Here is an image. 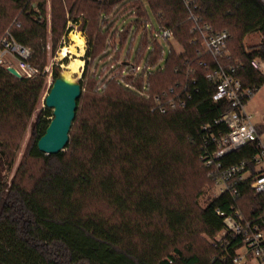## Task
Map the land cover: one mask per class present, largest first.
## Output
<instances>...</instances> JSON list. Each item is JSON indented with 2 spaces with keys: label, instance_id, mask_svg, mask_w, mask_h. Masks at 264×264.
Returning a JSON list of instances; mask_svg holds the SVG:
<instances>
[{
  "label": "trees",
  "instance_id": "16d2710c",
  "mask_svg": "<svg viewBox=\"0 0 264 264\" xmlns=\"http://www.w3.org/2000/svg\"><path fill=\"white\" fill-rule=\"evenodd\" d=\"M9 1L22 9L26 19L13 34L32 48L30 61L40 73L31 79L18 78L0 66V125L24 129L46 89L42 71L46 63V2ZM83 1L81 16L73 15L74 5L68 13L75 24L81 20L82 30L93 38L85 60L87 66L89 59L97 66L93 72L99 83L97 95L85 98L81 93L67 151L55 155L37 147L51 121L48 117H53L52 110L45 107L36 113L25 157L42 159L43 168L30 186L23 176L8 181L7 172L14 162L9 158L12 144L0 133V264H234L231 256L240 245L239 239L227 237L202 252L191 248L189 254L177 241L189 228L192 213L178 191L185 180L183 167L200 159L202 126L213 123L229 107L227 101L212 98L216 85L207 74L216 60L198 52L202 50L199 41L191 43L197 33L184 0ZM193 5L203 21L231 34L230 56L220 63L226 68L236 66L246 86L255 82L263 85L264 75L251 62L264 59V0H193ZM148 6L161 25L173 30L183 48L181 53L170 52L164 69L151 72L149 92L155 94L186 80L191 69L198 91L185 108L152 111V98L106 75L112 65L115 70L124 68L119 64L121 48L109 45L115 36V18H136V34L150 20ZM52 9L58 12L55 5ZM3 11L0 7V20ZM233 32L238 33L237 45L232 43ZM131 33L130 28L120 32L121 45ZM253 33H261L263 41L259 47L247 48L245 38ZM141 45L137 62L150 45L146 64L157 63L162 46L147 35H143ZM93 47H98L95 55ZM202 60L208 67L200 64ZM142 83L141 79L137 82L138 86ZM257 128L264 133V127ZM254 152L249 144L229 154L226 162L247 159ZM204 172L210 180L205 168ZM239 191L237 201L227 192L208 201L198 213L201 232L215 237L223 230L218 209L228 214L238 205L248 218L264 213V194L256 195L250 180L242 183ZM99 205L111 209L112 214L107 215Z\"/></svg>",
  "mask_w": 264,
  "mask_h": 264
},
{
  "label": "built area",
  "instance_id": "2783aa9c",
  "mask_svg": "<svg viewBox=\"0 0 264 264\" xmlns=\"http://www.w3.org/2000/svg\"><path fill=\"white\" fill-rule=\"evenodd\" d=\"M184 5L193 30L197 33V37L191 43L199 41L202 50L198 52L216 60V66L211 67L207 74L208 80L216 85L212 98L214 101L225 100L229 104L219 117L213 119V123L202 126L204 147L200 160L207 170L208 177L217 188V196L227 192L237 201L240 195L239 186L248 180L256 195L264 194V133L258 131L245 110L247 102L260 85L255 82L251 86H246L243 79L237 75L236 66L226 68L220 63V60L230 56L228 47L231 34L227 30H215L211 24L203 21L197 14V6L193 5V0H184ZM22 26V21L15 19L0 38V66L6 69L14 67L22 77L31 79L39 75L40 71L30 61L33 54L32 48L20 43L13 34L15 28ZM144 27V33L148 34L151 42H156L158 38L164 41L171 39L177 41L170 27L160 24L157 30L151 20L144 23ZM121 31L116 27L113 28L115 36H119ZM112 47L117 48L116 45ZM172 50L174 49L172 48L170 52ZM163 56L162 49L158 62L153 65L146 64L144 68H141L139 63L119 62L124 64V68L115 70V65H112L106 75L108 79L116 78L143 97L152 98V111L166 113L169 110L185 108L194 93L198 91L197 80L191 74L193 72L191 69L187 71L186 80L177 82L155 94L149 92V75L155 70L164 69V67L156 68L162 62ZM200 64L208 67L206 60H202ZM251 65L264 75V59L254 58ZM140 79L143 83L138 86L137 82ZM249 144H253L255 150L249 158L226 162L229 154ZM217 214L223 216L224 223V228L220 232L222 235L217 242H223L227 237L240 241V245L231 256L232 262L234 264H264V213L248 218L237 205L233 206V211L228 214L219 209Z\"/></svg>",
  "mask_w": 264,
  "mask_h": 264
},
{
  "label": "rangeland",
  "instance_id": "374dc122",
  "mask_svg": "<svg viewBox=\"0 0 264 264\" xmlns=\"http://www.w3.org/2000/svg\"><path fill=\"white\" fill-rule=\"evenodd\" d=\"M45 8L46 15L43 20L46 22V30H45V51H46V63L43 67L42 71L44 72V77L46 81V89L43 95V98L39 104L37 112L41 109H44L45 106V97L48 94L52 83L54 81V70L55 68H63V64L66 63V59L70 60V55L65 57L64 59L59 58V52L61 48L65 45H70V33L72 31L79 32L85 39V54L82 57L84 60V65L80 74H76L75 79L83 82L82 93L84 97L87 96L93 97L97 95V85L99 83L94 80L93 72H95L97 66L92 63L91 59L88 60V66L86 64L85 56L89 45L93 46V38L90 37L89 32H85L82 30L81 20L79 23L75 24L72 16L68 13V10L71 5L75 6V11L73 15H82V5H84L83 0H70L66 3L63 0H45ZM66 4V5H65ZM58 9V12L53 11V7ZM0 7L5 9L3 11L4 18L0 20V38L3 36L6 29L15 21V19H20L22 23H26V19L22 15V9L19 8L16 4L12 3L9 0H0ZM58 7V8H57ZM39 11L38 8H36ZM148 18L153 23L155 29H159L160 23L151 8L148 6ZM63 12V14H62ZM59 13V14H58ZM65 13V16H64ZM117 23V27L120 30L129 28L131 29V34L128 36L127 40L124 44L120 43V35L114 36L116 37V44L118 45V49L121 48V56L120 62H124L127 58L128 53L130 52L128 62H137L139 58V49L142 46L143 35L148 34L144 33L145 27H140V29L134 34L136 29V18L131 17L129 15H118L115 18ZM115 26V27H116ZM52 28H56V31L53 32ZM237 32H233V45H237ZM92 41V42H91ZM263 41V36L261 33H253L248 35L245 38L244 46L247 48L259 47ZM156 43L162 46L163 49V60L160 65H157L156 68L160 69L165 67L166 62L168 60L170 50L173 48L177 53H181L183 51L182 46L171 39L170 41H164L161 39H157ZM91 46V47H92ZM94 48V55L97 54L98 47ZM152 46L148 45L146 48V52L144 57L140 60L139 65L141 68L146 66L147 58ZM93 59V58H92ZM101 69V67H100ZM110 70V69H109ZM107 70V71H109ZM105 71V72H107ZM157 71V70H155ZM114 85V84H110ZM109 86V87H110ZM116 86V85H115ZM108 87V88H109ZM47 108V107H46ZM52 110V109H51ZM245 110L247 114L251 117L252 122L256 126L264 127V84L259 87L253 97L247 102ZM29 120L26 128L22 129L21 127L11 128L12 125L9 126H1L0 125V133H2V138L7 140L8 143H11L10 146V157L14 158V162L12 164V168L9 172H7L8 181H11L13 177H24V183L27 186H30L36 178H38L42 173L43 168V160L42 159H31L26 158L25 153L28 145L32 140V123L35 120L36 113ZM81 116V115H80ZM52 117H48L50 119ZM1 139V137H0ZM63 151H67L65 147ZM184 174V182L179 186V196L180 199L183 200L184 203L190 205V209H192V213L189 219V228L185 229L182 235L177 236V241L179 246L182 248L185 254H189L191 248L193 250H198L202 252V250L206 249L209 246H214L217 239L221 237V233H218L215 237H211L208 234L201 232V224L198 219V213L203 209L208 201L213 199L218 195V191L213 181L209 180L204 172V166L199 159V161L195 158V160L189 165L183 167L182 170ZM243 203L245 201H242ZM241 202V203H242ZM99 209L106 211L107 215L112 214V210L108 207H104L103 205H99ZM193 252V251H191Z\"/></svg>",
  "mask_w": 264,
  "mask_h": 264
},
{
  "label": "water",
  "instance_id": "95a60500",
  "mask_svg": "<svg viewBox=\"0 0 264 264\" xmlns=\"http://www.w3.org/2000/svg\"><path fill=\"white\" fill-rule=\"evenodd\" d=\"M7 70L18 78L22 77L14 67H8ZM54 73V81L45 97V106L52 109L53 117L37 142L38 149L47 155L60 153L69 143L78 99L82 93L81 82L69 77L63 68H55Z\"/></svg>",
  "mask_w": 264,
  "mask_h": 264
},
{
  "label": "bare ground",
  "instance_id": "6f19581e",
  "mask_svg": "<svg viewBox=\"0 0 264 264\" xmlns=\"http://www.w3.org/2000/svg\"><path fill=\"white\" fill-rule=\"evenodd\" d=\"M70 45H65L59 52V58L64 59L70 55V60L63 64L65 73L75 79L76 74H80L84 65L82 57L85 54V39L79 32L70 33Z\"/></svg>",
  "mask_w": 264,
  "mask_h": 264
},
{
  "label": "crops",
  "instance_id": "0c3cea01",
  "mask_svg": "<svg viewBox=\"0 0 264 264\" xmlns=\"http://www.w3.org/2000/svg\"><path fill=\"white\" fill-rule=\"evenodd\" d=\"M116 28H118V27L116 26ZM115 40H116V37H113V40H111V41L109 40V45H110V46H114V45H116ZM129 56H130V52L128 53L127 58L125 59L124 62H128V60L130 59ZM128 58H129V59H128ZM119 62H120V61H119ZM134 63H139V62H134Z\"/></svg>",
  "mask_w": 264,
  "mask_h": 264
}]
</instances>
